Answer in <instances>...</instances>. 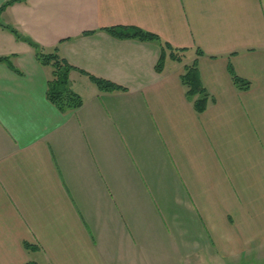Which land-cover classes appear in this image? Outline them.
<instances>
[{
    "label": "crops",
    "instance_id": "0c3cea01",
    "mask_svg": "<svg viewBox=\"0 0 264 264\" xmlns=\"http://www.w3.org/2000/svg\"><path fill=\"white\" fill-rule=\"evenodd\" d=\"M116 27L181 61L158 73L161 46ZM35 45L77 68L80 109L49 102ZM0 59V264H264V0H26L0 13Z\"/></svg>",
    "mask_w": 264,
    "mask_h": 264
},
{
    "label": "trees",
    "instance_id": "16d2710c",
    "mask_svg": "<svg viewBox=\"0 0 264 264\" xmlns=\"http://www.w3.org/2000/svg\"><path fill=\"white\" fill-rule=\"evenodd\" d=\"M26 0H11L6 3L1 9L0 13L3 12L9 6L17 3L25 2ZM108 32L114 38L119 40H139L141 42H156L162 48L161 58L156 66L158 73L163 72L165 65V60L167 57V50L170 51V57L176 61H181V53L184 50H176L171 46L162 42L160 37L147 33L140 29L127 28V27H116L104 30ZM12 32L18 36V33L12 29ZM94 33V32H92ZM91 34V33H86ZM36 48V58L40 65L49 72V79L47 83V99L51 104H53L58 111L63 114L68 112L76 111L83 106V99L76 92L71 89L70 86V74L77 70L74 66L68 63L60 54L59 50L56 48L52 52H47L44 48L39 45H35ZM200 52V51H199ZM0 61H5V59H0ZM90 80L97 86V88L102 92H119L127 91L126 88L90 75L84 71ZM230 75L235 86L240 90H248L251 84L244 79L240 78L232 69H230ZM182 83L186 87L188 98L194 103V109L197 113H204L209 105L214 102L213 97L210 96L207 89L201 82L200 72L197 64L189 65L185 67V73L182 76ZM26 248H30V245L25 244ZM35 264V263H28Z\"/></svg>",
    "mask_w": 264,
    "mask_h": 264
},
{
    "label": "water",
    "instance_id": "95a60500",
    "mask_svg": "<svg viewBox=\"0 0 264 264\" xmlns=\"http://www.w3.org/2000/svg\"><path fill=\"white\" fill-rule=\"evenodd\" d=\"M23 40L26 41V42H28V43H30V44H32V42L30 41V39L24 38Z\"/></svg>",
    "mask_w": 264,
    "mask_h": 264
}]
</instances>
